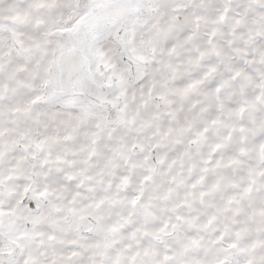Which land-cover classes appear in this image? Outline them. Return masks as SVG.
I'll return each instance as SVG.
<instances>
[{
    "label": "snow or ice",
    "instance_id": "snow-or-ice-1",
    "mask_svg": "<svg viewBox=\"0 0 264 264\" xmlns=\"http://www.w3.org/2000/svg\"><path fill=\"white\" fill-rule=\"evenodd\" d=\"M0 264H264V0H0Z\"/></svg>",
    "mask_w": 264,
    "mask_h": 264
}]
</instances>
